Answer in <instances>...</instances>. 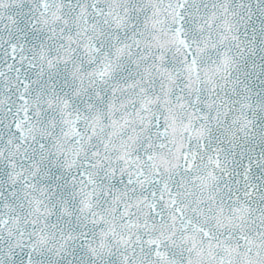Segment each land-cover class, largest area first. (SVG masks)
Wrapping results in <instances>:
<instances>
[{
  "label": "snow or ice",
  "instance_id": "1",
  "mask_svg": "<svg viewBox=\"0 0 264 264\" xmlns=\"http://www.w3.org/2000/svg\"><path fill=\"white\" fill-rule=\"evenodd\" d=\"M0 264H264V0H0Z\"/></svg>",
  "mask_w": 264,
  "mask_h": 264
}]
</instances>
